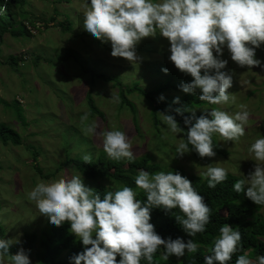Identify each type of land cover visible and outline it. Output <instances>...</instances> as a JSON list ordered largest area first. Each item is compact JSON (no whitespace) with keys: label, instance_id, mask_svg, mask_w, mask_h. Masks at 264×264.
Returning a JSON list of instances; mask_svg holds the SVG:
<instances>
[{"label":"clouds","instance_id":"clouds-1","mask_svg":"<svg viewBox=\"0 0 264 264\" xmlns=\"http://www.w3.org/2000/svg\"><path fill=\"white\" fill-rule=\"evenodd\" d=\"M28 26L34 34L40 32V26ZM82 26L91 37L110 43L113 57L125 58L133 64L140 60L136 46L142 39L155 38L158 34L167 38L170 42V61L180 73L190 74L193 78L188 83H181L180 89L192 94L199 90V99L212 105L234 104L236 101L235 95L227 91L233 85L234 72L223 70L228 64L227 59L221 58L225 47L238 65L264 68V61L256 57L257 49L264 44V0H85ZM162 71L167 73L169 69L163 68ZM163 95L160 100H164ZM110 98L115 103L119 102L115 92H111ZM179 101L180 98L175 97L173 104ZM200 107L212 106H195ZM238 107L239 111L234 114L213 107L200 110L205 114L197 113L194 107L175 108L174 111L181 116L186 111L191 113L184 116V123L189 126L186 141L181 140L175 146V156L182 157L193 150L202 158L216 156L213 136L217 134L225 142L239 141L246 135L251 111L244 104ZM195 113L201 115L196 116ZM140 114L136 115L137 123L135 114L132 117L134 127L136 130V126L140 128L138 135L142 138L151 133L154 142L155 133L159 135L156 126H159L160 120L145 119L149 125L142 127L139 125ZM160 114L161 122L168 129L163 138L165 142H168L170 133L183 135L185 129L179 126L174 115ZM89 115L85 112L81 116L83 124L88 121ZM149 126L153 129L150 133L146 132ZM98 129H101L100 123L93 120L86 125L85 133L89 138L102 137L103 147L93 148L94 154H89L90 149L80 144L78 148L85 149L75 158L83 155L84 163H92V156L97 158L103 150L109 159L115 161L132 163L143 156L136 157L132 140L123 127ZM71 150L67 149L69 154ZM152 151L154 149L148 152ZM248 152L256 162L254 170L243 174L232 187L256 205L264 206V135L250 144ZM192 156L195 157L193 153ZM37 157L35 152L34 162ZM170 163H167L169 170L180 166H169ZM64 164H72V175L51 182H38L28 193V198L35 202L39 213L49 219L50 225L70 224V232L84 246L82 251L69 258L70 264H141L142 260L148 264H165V260L173 255L180 258L185 256L186 251L196 253L199 250L200 245L194 239L185 241L183 238L186 234L194 238L206 231L212 208L205 203L191 180L179 171L150 173L139 168L134 180L136 187L109 177L99 178L96 182L107 189L102 197L88 187L89 178L72 160H65ZM199 175L207 179L209 188L214 189L228 179L229 170L222 166H209ZM94 179H89L90 184ZM105 181L113 182L115 188H109L103 183ZM134 188L142 189L146 200L138 199ZM153 208H161L166 213L179 209L183 213L175 215L182 225V229L174 233L179 237L173 239L156 232L150 222ZM18 242L17 238H0V264H32L29 251L23 247L14 254L10 253V246ZM241 249L242 233L239 228L223 224L209 250L210 255L204 257V264H230L233 255ZM235 264H264V255H258L253 260L244 253L237 256Z\"/></svg>","mask_w":264,"mask_h":264},{"label":"rangeland","instance_id":"rangeland-1","mask_svg":"<svg viewBox=\"0 0 264 264\" xmlns=\"http://www.w3.org/2000/svg\"><path fill=\"white\" fill-rule=\"evenodd\" d=\"M25 4L24 7L30 12L31 18L37 20L36 24L42 31L33 36L24 35L17 38L7 35L1 46L4 52L3 59L6 60L9 54L18 51L26 52L29 59L21 62L19 71L13 70L9 64H0V98L9 103L8 112H5L4 105L0 103V121L11 123L21 134V144L10 145L11 149L4 146L3 151L0 148V223L6 228L8 239H18L19 242L13 244L17 246L24 242L26 232H37L40 235L48 220L45 215L39 213L35 202L29 200L28 193L32 188L40 181L51 182L72 175L74 171L72 164H64V161L70 162L85 149L78 148L80 144L85 145L87 141L94 144L97 149L103 147L102 137L92 136L90 139L84 134L86 138L84 141L79 136L83 130L81 116L85 112L90 113L87 104L90 102L87 100L88 93L92 97L91 104L96 103L105 113L106 119L92 117L86 121L85 127L93 120L100 123L101 129L98 131L123 127L132 140L136 157L154 149L156 145L152 142L151 125L146 131L150 135L146 134V137L142 138L133 124L132 117L135 113L128 111L118 113L120 97L118 103L110 98L111 92L117 93L118 96L121 94V89L116 83L105 81L102 76L97 75L99 73L106 76L115 75L124 84L130 85L138 81L142 88L151 90L159 81L167 79L166 73L162 70L161 76H153V64L160 68L161 63H164L159 61V58L165 60L170 70L176 68L169 59L170 42L159 34L155 38L142 39L136 46L137 55L140 57L136 64L122 57H113L110 43H103L91 37L83 29L85 0H26ZM68 18L69 23L66 21ZM26 24L29 25L28 22ZM151 45L156 52L146 51L143 54L138 50L142 46L147 49ZM39 55L42 58H39ZM256 57L264 61V44L257 49ZM221 58L228 60L226 69L223 70L234 72L233 85L227 91L235 95L236 101L234 104L215 105L213 108L234 114L239 111L240 104L246 105L251 111L246 135L235 143L225 142L218 134L215 135L218 144L226 153H219L214 148L216 156L203 157L200 160L193 157L191 152L185 153L182 157L175 156V146L183 140L181 133L177 136L170 133L165 150L160 148L158 151H165L168 155L161 160L171 157L169 166L180 165L186 170L187 175L200 176L199 174L205 172L209 166H222L227 168L229 173L239 175L237 176L239 179L243 174L247 175L249 171L254 170L256 162L252 160L248 148L255 139L264 135V68L238 65L231 59L226 47ZM76 67H80L81 70L76 71L74 69ZM176 70L178 71L177 68ZM188 82L190 81L186 83ZM74 86L79 88L75 90ZM172 92H164V95L168 96ZM134 93L129 94L131 99ZM182 93L184 92H181V95ZM195 94L199 95V90ZM17 100L23 104L21 115L24 117V123L16 119L15 110L21 106ZM136 106L137 113H141L139 125L142 127L149 125L147 120L154 118L151 107L146 103H138ZM203 108L212 109V107L193 109L201 113L200 110ZM160 116L161 114H158L159 135L155 139L162 143L168 129L161 122ZM67 149H72L70 154ZM34 151L38 153L36 163L45 172L51 170L53 177L41 176L42 174L33 169ZM4 153L8 154L7 157L3 155ZM83 181L86 184L85 180ZM103 183L109 188H115L113 182ZM260 213L264 217V208ZM40 249L38 240L34 251L29 254L32 264H39L37 255Z\"/></svg>","mask_w":264,"mask_h":264},{"label":"trees","instance_id":"trees-1","mask_svg":"<svg viewBox=\"0 0 264 264\" xmlns=\"http://www.w3.org/2000/svg\"><path fill=\"white\" fill-rule=\"evenodd\" d=\"M25 1L26 0H0V64H9V66H11L15 71L20 70L21 62L27 61L29 59L26 52L23 53L18 51L17 53H11L7 56V59L4 60V52L1 46L3 45L7 35H10L12 38L21 37L24 35H34L26 23L28 22L29 25L37 27V20L31 18L30 12L24 7V5H26ZM66 21L69 23L70 18H68ZM38 31H42L40 27L38 28ZM138 50L142 51L141 53L146 51L149 53L156 52L152 45L147 49L142 46ZM38 57L42 58L41 55ZM77 61L78 59L75 62ZM159 61L164 63H161L160 68L157 64H153L152 73L154 77L161 76L162 74H160V70L163 68H168V65L164 59L159 58ZM60 69L63 70V68ZM74 69L76 71L81 70L80 67H76ZM67 71L68 70H66V73ZM100 76H102L105 81H113L116 83V86L121 89V94L119 95L120 104L118 107V113L123 111L134 112V120L137 123L136 115L138 114V109L136 104L146 103V105L153 107V119H155L156 122H158V114H160V112L172 114L178 121L179 126L185 129L183 132L184 141H186V132L187 128L189 127L184 123V116H190L191 113L186 111L184 116H181L177 114L174 109L182 106L193 108L197 106L195 104L200 106L210 105L215 107V105L208 104L206 101H201L198 94L189 95L190 93H182L181 95V92L183 91L180 89L179 85L181 83L191 81L193 78L190 74H185L183 72L180 73V70L172 71L169 69V71L166 73L167 79H164V81H159L157 85H155V87L151 90L142 88L140 82L138 81H134L130 85L124 84L122 80L118 79L115 75L106 76L103 73H99L97 77ZM74 89L76 90L77 88L74 87ZM168 91L173 92L169 93L168 96L163 95L164 100H160L159 97L161 94H164V92ZM176 91H178V93ZM175 92L176 94H174ZM131 93H134L132 99L129 97V94ZM175 97L180 98L178 104H173ZM88 98L87 100L90 102H87V104L89 105L90 115H92L88 120L92 119V117H102L103 119H106L105 113L99 109L97 104H91L92 97L90 93H88ZM140 98L141 100H139ZM0 103L4 105L5 112H8L9 103L2 97L0 98ZM19 103L21 106L15 110V115L19 122L24 123V117L21 115L23 104L21 102ZM201 114L205 113L202 112ZM201 114H196V116ZM194 122L195 121H193V123ZM85 124L86 121L83 124V130L80 135L84 141H86L84 136V134H86ZM136 127L138 133H141L140 128L138 126ZM156 129L158 130V126H156ZM155 135L157 137L156 133ZM154 142L156 144L153 147L154 151L143 154V156L140 158L138 157L135 162L132 163H129L128 161L125 162L123 160H111L104 150L99 152L98 156H96L97 158L91 155L92 163H84L82 160L83 155L73 158L72 161L76 167L86 175L87 178H95L91 184L90 180L88 179L89 183L87 185L88 187L99 192L102 197L104 193L107 192V189L101 183H97V179L109 177L120 182H125L130 187H136L134 180L139 168H144L150 173L157 171H179L182 175L188 177L191 180L198 193L204 197L205 203H207L212 208L211 220L204 233H198L194 238L186 234L185 238H183L185 241L188 239H194V241L200 245L199 250L196 253L186 252L185 256L180 258H177L173 255L172 257H169L168 260H165V264H204V257L206 255H210L209 250L213 246L215 237L219 235V228L223 224H229L234 228H239L242 233V249L233 255L230 264H235L237 256L244 253H247L253 260H255L258 255H264V217L260 213L264 206L256 205L253 201L247 198L244 193H237L233 190L232 185L237 180V177L234 174L229 173L228 179L225 182L218 184L214 189L209 188L207 185V179L196 174L187 175L183 167L178 166L176 169L169 170L167 168V163L171 162L169 160L170 158L161 160L163 157H167L168 155L165 151H158L160 148L165 150V140H162V143H160L155 139ZM216 142V138L213 136V143L215 145L214 148H216L219 153H226V151L222 149ZM19 144H21L20 132L17 131L11 123H8L7 121H0L1 150L3 151V149H5L4 146H7V149H11L10 145ZM85 147L90 149L89 154H94L93 148L95 147L91 143H87L86 141ZM191 153H193L198 159L202 158L194 150L191 151ZM3 155L7 157L8 154L4 153ZM33 169L37 170L39 174H42L41 176H54L53 173H50V171L45 172L38 163H34ZM134 189H136L138 192V199H141L142 201L146 200V193L142 189ZM175 215H183V213H181L179 209H173L172 212L166 213L161 208H153L150 222L154 224L155 230L158 234L161 236L167 235V237L171 236L173 239H175L179 237V235L177 234L178 236H174V233H177L182 229V225L177 221ZM161 232H167L168 234ZM0 238L8 239L6 236V228L2 225V223H0ZM38 240L40 241L41 245V249L38 251L37 255L39 264H70L69 258L75 254H78L83 250L84 247L82 243L75 237V235L70 232V224L68 222H65L61 226L57 227L50 225L48 219L45 227L41 230L40 235H38L37 232H26L24 242L20 246L11 245L9 251L10 253L14 254L20 247H23L25 250H28L30 254L32 251H34L36 241ZM119 259L120 257L117 255V260ZM141 264H148V262L146 260H142ZM154 264H156V262Z\"/></svg>","mask_w":264,"mask_h":264},{"label":"built area","instance_id":"built-area-1","mask_svg":"<svg viewBox=\"0 0 264 264\" xmlns=\"http://www.w3.org/2000/svg\"><path fill=\"white\" fill-rule=\"evenodd\" d=\"M30 28H31V26H30ZM31 29H33V28H31Z\"/></svg>","mask_w":264,"mask_h":264}]
</instances>
